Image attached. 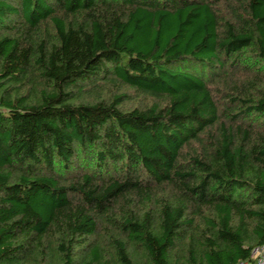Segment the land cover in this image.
I'll return each mask as SVG.
<instances>
[{
  "label": "trees",
  "instance_id": "obj_1",
  "mask_svg": "<svg viewBox=\"0 0 264 264\" xmlns=\"http://www.w3.org/2000/svg\"><path fill=\"white\" fill-rule=\"evenodd\" d=\"M263 241L264 0H0V264Z\"/></svg>",
  "mask_w": 264,
  "mask_h": 264
},
{
  "label": "built area",
  "instance_id": "obj_2",
  "mask_svg": "<svg viewBox=\"0 0 264 264\" xmlns=\"http://www.w3.org/2000/svg\"><path fill=\"white\" fill-rule=\"evenodd\" d=\"M233 264H264V241L252 250L250 259H242Z\"/></svg>",
  "mask_w": 264,
  "mask_h": 264
}]
</instances>
